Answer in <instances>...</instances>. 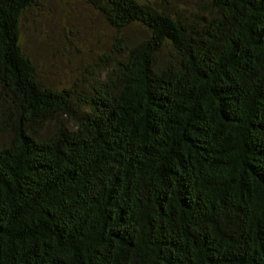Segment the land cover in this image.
Listing matches in <instances>:
<instances>
[{"label":"trees","instance_id":"16d2710c","mask_svg":"<svg viewBox=\"0 0 264 264\" xmlns=\"http://www.w3.org/2000/svg\"><path fill=\"white\" fill-rule=\"evenodd\" d=\"M84 1L119 35L59 87L0 0V264H264V0Z\"/></svg>","mask_w":264,"mask_h":264},{"label":"rangeland","instance_id":"374dc122","mask_svg":"<svg viewBox=\"0 0 264 264\" xmlns=\"http://www.w3.org/2000/svg\"><path fill=\"white\" fill-rule=\"evenodd\" d=\"M170 1L177 9L203 2ZM22 28L23 48L35 62L41 80L59 87L84 84L95 72L99 55L108 52L119 35L84 0H41L37 8L26 13ZM127 34L142 35L143 30L133 26Z\"/></svg>","mask_w":264,"mask_h":264}]
</instances>
